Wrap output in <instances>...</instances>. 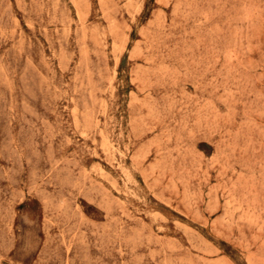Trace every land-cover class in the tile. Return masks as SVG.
<instances>
[{"label":"rangeland","instance_id":"obj_1","mask_svg":"<svg viewBox=\"0 0 264 264\" xmlns=\"http://www.w3.org/2000/svg\"><path fill=\"white\" fill-rule=\"evenodd\" d=\"M0 264H264V0H0Z\"/></svg>","mask_w":264,"mask_h":264}]
</instances>
